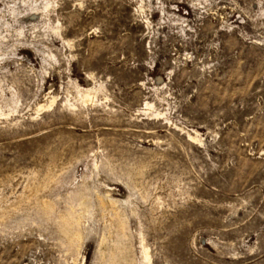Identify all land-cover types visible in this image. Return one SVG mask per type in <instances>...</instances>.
Returning a JSON list of instances; mask_svg holds the SVG:
<instances>
[{"label": "rangeland", "instance_id": "rangeland-1", "mask_svg": "<svg viewBox=\"0 0 264 264\" xmlns=\"http://www.w3.org/2000/svg\"><path fill=\"white\" fill-rule=\"evenodd\" d=\"M0 264H264V0H0Z\"/></svg>", "mask_w": 264, "mask_h": 264}, {"label": "bare ground", "instance_id": "bare-ground-1", "mask_svg": "<svg viewBox=\"0 0 264 264\" xmlns=\"http://www.w3.org/2000/svg\"><path fill=\"white\" fill-rule=\"evenodd\" d=\"M87 93H90V92H87ZM86 96H87V95H86ZM86 100H87V99H86ZM104 198H105V197H104ZM105 199H106V198H105ZM110 202H112V203H114V204L116 203V202H115L114 200H112V199H111ZM101 203H102V206H103L104 208H106V202H105L104 200H101ZM45 205H46V209H47L48 213L51 212V210H50V205H48V206H47V204H45ZM114 210H115V209H114ZM46 213H47V212H46ZM113 213H114V212H113ZM113 213H112V214H113ZM74 214H75V213H74ZM114 214L117 215L116 213H114ZM118 215H119V214H118ZM71 216H72V215H71ZM74 216H75V215H74ZM64 218H65V217H64ZM62 219H63V218H62ZM66 219H68V218H66ZM71 219H72V218H71ZM79 219H80V218H79ZM117 219H118V218H117ZM117 219H116V220H117ZM120 219H121V217H120ZM120 219H119V221H120ZM123 219H124V218H123ZM68 220H69V219H68ZM112 220H113V217H112ZM112 220H111V221H112ZM63 221H66V220L64 219ZM69 221H71V220H69ZM113 222H114V220H113ZM121 222H122V220H121ZM64 223H65V222H64ZM116 223H119L118 220H117ZM119 225H120V229H122V232H123V231L125 230V225H126V224L121 223V224H119ZM119 225H118V226H119ZM63 228H64V227H63ZM118 228H119V227H118ZM125 231H126V230H125ZM125 231H124V233H125ZM65 234H66V233H65ZM116 234H117V233H116ZM123 236H125V234H124ZM71 237H72V234H71ZM71 237H70V239H71ZM74 237H75V236H74ZM120 237H121V236H120ZM68 239H69V238H68ZM72 239H73V237H72ZM76 239H77V238H76ZM77 240H78V239H77ZM77 240H76V241H77ZM125 240H126V239H125ZM70 242H73V241H70ZM74 242H75V240H74ZM121 247H124V246H121ZM115 249H116V248H115ZM119 249H120V247H119ZM119 249H118V250H119ZM123 249H124V248H123ZM123 249H122V250H123ZM111 250H112V249H111ZM118 250H117V251H118ZM118 252H119V251H118ZM118 252H116V250H113L111 253L114 255V254H117ZM111 253H109V254H111ZM103 256H104V255H103ZM109 256H110V255H109ZM111 256H112V255H111ZM149 256H150L149 253L145 250V257H146V258H149ZM112 257H113V256H112Z\"/></svg>", "mask_w": 264, "mask_h": 264}]
</instances>
